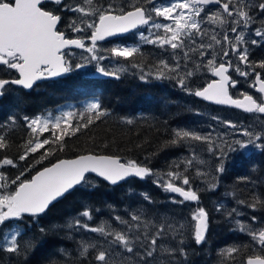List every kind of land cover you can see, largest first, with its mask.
Wrapping results in <instances>:
<instances>
[{
    "label": "snow or ice",
    "instance_id": "6c2138e0",
    "mask_svg": "<svg viewBox=\"0 0 264 264\" xmlns=\"http://www.w3.org/2000/svg\"><path fill=\"white\" fill-rule=\"evenodd\" d=\"M47 0H0V66L6 69L15 70L18 74L15 79L0 78V95L4 94L6 86L9 84L22 86L24 89H31L33 85L42 79L57 77L72 70L70 57L74 55L66 49H81L88 53L81 57L80 63L75 68H84L89 63L95 62V70L102 76L120 79V74L127 70V66L120 63L121 59L129 61L132 68H139L141 79L146 80L148 76L154 75L156 79L175 78L179 86L189 94L202 98L204 101L216 105H225L240 109L245 113H256L264 115V79L260 73H255L254 82L250 85L256 92L262 94L260 98L253 95L241 93V98H233L229 93V88H236L239 81L232 78L230 71L245 79L250 75L246 68L259 67L264 69V60L258 63L249 61V47L262 46L264 40V0H122L119 5L109 3L105 6L100 0H80L76 4L67 0H51L57 6L55 10H48L43 5ZM150 5V7H149ZM208 5H218V10L211 16H207V22L214 24L223 31V35L216 32H209L202 28L201 23L205 17L201 13L205 12ZM253 9H258L261 14L260 26L252 29L250 36L247 30L257 23V18L252 14ZM74 13V17H69L66 27L73 33H85L90 30V34L72 38L65 31L61 30L63 13ZM167 21L163 23L161 21ZM138 28H146L147 34H139L143 43L155 45L167 51L172 50L171 56L175 64H169L166 60H159L154 65L155 73L145 71L133 58L142 56L139 47L118 46L108 49V56L99 54L97 42L108 37L126 34ZM155 30V31H153ZM162 32V34H160ZM154 37V38H152ZM208 37L207 43L203 38ZM255 37V38H251ZM85 38L90 40V46L86 45ZM197 38L200 42L197 43ZM195 47H189V43ZM167 46V48H166ZM187 49V50H186ZM177 50L183 52L181 57ZM199 55V62L194 63V69H188V62L192 60V54ZM205 56L209 58L205 61ZM235 57V59H233ZM115 58L116 65L111 69L103 65L105 59ZM181 60L186 69L181 72ZM240 65H244L241 68ZM206 68L212 77L206 86L192 92L186 88L187 78L194 75L200 68ZM169 74H174L170 76ZM88 113L86 122L73 125L71 120L76 116L73 111H66L62 115L55 116L54 120L49 118L24 117L26 127L34 134V138L26 141L23 153L19 156L20 161H24L30 154L37 153L44 149L49 143L57 144L59 150H63V140L65 135L75 134L81 128H88L95 121L100 120L107 113L102 109L99 101L89 103L86 107ZM219 120V117H212ZM14 124L15 118L10 117ZM132 124V120L126 121ZM226 127L234 130V134L245 139H235L231 143L224 141L229 151L248 149L254 146L264 151V130L256 131L250 128L240 127L230 120L221 121ZM51 126V127H50ZM59 130V135H57ZM51 131L53 139H40L44 132ZM213 131L206 135L197 134L187 129H176L174 137L169 142L171 144L202 142L208 145V151L214 153L215 148H219L217 160L220 161L217 171L224 172V149L213 139ZM224 135H227L226 133ZM223 140V136H219ZM9 144L5 136L0 135V150L7 149ZM52 153V149L42 152L36 163H41ZM195 154H193V159ZM193 159L187 160V165H192ZM203 163V161H199ZM3 166L16 167L13 159L4 157L0 160V168ZM187 169H185L186 171ZM88 173L116 185L129 177L144 179L153 175L152 169L138 164L136 161L128 160L122 163L119 157L98 154H83L75 159H62L37 171L30 179H22L24 171H21L15 179L8 180L7 175L0 173V252L15 254L20 256L32 249L33 244L29 241L19 242L23 235L20 223L25 215L33 218L45 213L49 205L58 198L64 196L77 185L88 183ZM197 175H204L197 171ZM167 179L160 177L156 183L163 187L165 191L177 193L183 199L173 201L183 203L185 201L198 202L199 195L190 187L186 190L178 186L175 181L180 180L182 185H189L187 176L180 172L169 171L165 173ZM10 185H16L14 189L8 191ZM210 189L214 190L216 185L210 184ZM145 200L150 201L148 195H144ZM243 204L244 201H238ZM264 204V200L254 198L248 206L253 210L257 205ZM222 204L216 206L217 211H221ZM236 213L237 209H232L229 215ZM80 216L87 220H92L91 209H85ZM142 212L131 215V224L128 220L117 215L115 220L120 225H125L127 230L115 229L107 221H101L96 226H91L79 219L68 225L69 228H79L88 232L97 233L104 238L103 245L96 243H82L80 256L87 258L90 249H95L94 261L96 264H164L158 260L157 254L174 255L179 251L186 256L183 247L179 249L166 247L158 244L166 236L171 234L172 239L179 237V244L183 245V230L185 224L182 222L171 223L164 218L160 223L143 222ZM191 220L195 222L193 226V239L197 245L205 242L208 230V213L203 207H198L191 214ZM255 223L257 218L252 217ZM143 224V231L140 225ZM239 230L251 236L252 241L260 245L262 254L250 255L246 258L245 264H264V227L253 229L251 226L237 221ZM41 232L45 231L43 228ZM131 233V234H130ZM111 238V239H109ZM240 251L239 247H229L224 249L220 255L228 259H234V254Z\"/></svg>",
    "mask_w": 264,
    "mask_h": 264
},
{
    "label": "trees",
    "instance_id": "16d2710c",
    "mask_svg": "<svg viewBox=\"0 0 264 264\" xmlns=\"http://www.w3.org/2000/svg\"><path fill=\"white\" fill-rule=\"evenodd\" d=\"M67 2L76 4L80 0ZM100 2L105 6L109 3L119 5L122 0ZM43 6L48 10L57 8L54 4L45 3ZM252 14L256 16L257 23L251 27H259L261 14L258 9H253ZM75 15L67 12L62 14L61 30L72 38L82 35L87 37L90 30L87 34L74 35L70 29L64 27L69 22V17ZM98 45L107 47L105 51L108 50L109 43ZM137 47L142 56L134 57L133 60L145 71L154 70V65L164 58L152 45L139 44ZM74 52L78 57L82 50ZM249 53V61L253 63L264 60V53L258 48L249 50ZM121 61L125 65H130L129 61ZM70 62L71 71L60 78L41 81L29 91L13 85L6 86L0 98V135L5 136L9 147L0 150V160L4 157L11 158L17 166H3L0 173L7 175L11 181L24 171L22 179H29L36 171L57 160L93 153L119 157L124 163L128 160L136 161L152 169L153 175L142 181L130 178L114 186L87 176L86 185L75 187L50 205L39 217L24 216L21 222H9L22 225L23 235L19 242L30 240L33 247L20 256L0 252V264H96L93 259L96 250L90 249L88 257L82 258L81 244L96 243L99 247L103 245L104 238L97 233L75 227L69 228L68 225L77 219L91 226L107 221L117 230L122 228L127 230L125 225H120L115 220V217L119 215L131 224H136L137 222L131 221V215L139 212H142L141 219L145 223L149 221L160 223L167 218L171 223L185 224L183 245L179 244V237L173 240L171 234L158 241V244L166 247L177 249L183 247L186 253V256L181 255L179 251L172 256L158 253V260H162L164 264H244L248 256L262 254L260 245L252 241L251 236L239 230L237 221L253 229L264 227V204L257 205L255 210L248 206L254 198L264 200V151L255 147L249 151L241 149L232 151L224 157V172L218 173L212 168V177L206 180L204 175H197V171L203 172L207 166L217 165L219 162L216 158L219 154L217 148L212 153L208 151V145L202 142L175 145L169 143L176 129H187L202 135L214 127L223 128L220 120L212 119L214 116L235 115L236 121L248 124L250 120L248 118L256 114L206 104L193 94H189L171 78L143 81L136 74L139 68L121 73L120 79H114L101 75L96 77L81 68H75L80 60L77 58L75 60L73 56L70 57ZM254 70L259 72L262 69L255 67ZM0 78L11 79L14 75L1 71ZM206 81L195 71L194 75L189 77L186 88L194 92ZM233 89H230V95ZM96 101H99L107 114L88 128H81L75 134H71L70 131L65 135L62 151L57 144L49 143L44 149L30 154L26 160H19L26 141L34 138V134L26 127L24 117L43 116L57 107L71 106L72 111L76 112V116L71 120L72 124H83L88 116L84 103ZM10 117L15 118L14 124ZM127 120H132L133 123L128 124ZM261 130H264V123L258 131ZM39 138L52 140L53 136L49 131L42 133ZM46 149H52V153L41 163H36ZM208 157L210 159H207ZM189 159H193L192 165L185 163ZM205 159L207 161L203 166L199 161ZM169 171L180 172L189 178V185H182L180 180H176L175 183L186 190L190 187L196 191L200 198L198 202L174 203L173 201L182 199L173 197L163 187L158 186L156 181L160 177L167 179L165 173ZM210 184L216 185L214 190L210 189ZM15 187L16 185H10L8 191ZM145 194L150 197V201L144 199ZM241 200L245 203H238ZM218 204L223 205L221 211L216 210ZM198 207H203L207 211L209 225L205 242L200 245L192 238L191 220L192 212ZM234 208L240 215L236 213L229 215ZM85 209H91L92 220L80 216ZM253 216L257 218L255 223L251 220ZM41 228L45 231L41 232ZM139 230L143 231V224ZM229 247L240 248V251L234 254V259L220 255Z\"/></svg>",
    "mask_w": 264,
    "mask_h": 264
},
{
    "label": "rangeland",
    "instance_id": "374dc122",
    "mask_svg": "<svg viewBox=\"0 0 264 264\" xmlns=\"http://www.w3.org/2000/svg\"><path fill=\"white\" fill-rule=\"evenodd\" d=\"M163 2L164 3H167L168 0H163ZM149 7H150V5H149ZM214 7H217V9H209V8H206L205 9V12L201 13V16L202 17H205V19L201 23V27L208 29L210 33L213 32V31L215 32V30H218L216 33H219L221 35V37L223 35V31H228V34L229 35H232L231 32H230V28L228 30H226V29L225 30H222L221 28L216 27L214 24H210V23L207 22V16L213 15L218 10V8H219L218 6H214ZM158 19H161V21H162V18H158ZM162 22L163 23H167V21H162ZM254 28H256V27H251L250 29H248L246 35L247 36H250V33H251L252 29H254ZM153 31H155V30H153ZM141 32H144L145 34H147L146 28H142V29L136 31L132 35V37H130V39H131L130 41H127V42H115V43H111L110 42L109 45H108V49H110L112 47H118V46L133 47V46H138L139 44H141V45L142 44L143 45L146 44V43H143L141 41V39H140L139 34ZM160 34H162V32ZM152 38H154V37H152ZM251 38H255V37H251ZM203 40H204L205 43L209 42L208 41V37H204ZM199 42H200V38H197V43H199ZM188 43H189V47H195L194 44H191L190 42H188ZM263 43H264V40L261 41V45ZM86 45L90 46L89 43H87ZM149 45H151V44H149ZM152 46H154V48H156L158 50L160 56H164V58H162L163 60H166L169 64H175L176 61L172 59V56H171L172 50L170 48H168L167 51H165L164 49H161V48H159V47H157L155 45H152ZM248 47H249V50H253V49H257L258 48V49H260L264 53V45H262V46H251L249 44ZM97 48L99 50V54L104 55L106 57L108 56V51H105L107 49V47H104L103 48L100 45H97ZM166 48H167V46H166ZM177 52H178V54L181 57L183 56V52H181L180 50H177ZM72 53H74L73 58L75 60L77 58V60H80V62H82L81 61V57L88 55V53L83 52V50H82V53H80L78 57H76L77 56V53H75L74 50L72 51ZM208 58H209V56H205L204 60L206 61ZM233 59H235V57H233ZM193 61L199 62V55H198V53L197 54H192V60H190L188 62V69H190V67L194 69V63H193ZM102 63H103V65L105 67H108V68L111 69V66L116 65L117 61H116L115 58H109V59H105ZM120 63L122 65H124V66H127V70L125 72L133 70V68L130 65H125L122 61H120ZM183 64H184V62H183V60H181V66H182L181 67V72L182 73H183V71L186 70V69H184ZM240 66H241V68H244V65H240ZM81 69L84 70V71H86L87 73H90V74L93 73V72H96V70H95V62L89 63V64H87L86 67L81 68ZM249 69H253V68L249 67V68H246L245 70L246 71H249ZM151 72L155 73V69L152 70ZM196 73H198V74H200L202 76V80H207L208 81L210 79V72L206 68L201 67L199 71H196ZM136 74H137V76L139 78L141 77V73H140L139 69L136 72ZM232 74H233L232 75V78L235 79V80H237V81H239V83L237 84L236 88H234L232 90V93H231L232 96L233 97H240L241 96L240 95L241 93H247V94H251V95L254 96V94H252L253 87L250 86L253 83L252 76H248L247 79H245L242 76H238L235 72H232ZM169 75L170 76H173L174 74H169ZM147 78L148 79L143 80V81H147V80H161V79H156L154 75H150ZM188 79L189 78H187L186 83H188ZM171 80L174 81L175 83H177V80L175 78H171ZM206 82H204V83H206ZM255 98H258V97L255 96ZM84 104H85L84 106L87 107V105L89 103H84ZM72 110H73V108H71V106L57 107L51 113H49L47 115L39 116V117L49 118V116H51V118L54 120L55 116L62 115L64 112H66V111H72ZM78 110L81 111V109H78ZM208 115L209 116H213L212 114H208ZM215 117H219V120L220 121L230 120L232 122H235V123L239 124L240 127L250 128V130H256V131H258L260 128H262V123H264V117L258 116V115H253L251 118H248V119H250L248 124L240 123L241 122L240 120L236 121V116L235 115H222L221 114V115L215 116ZM213 129H214L213 139L217 143H220L219 145L221 147H223V149H224V157L227 154H231L232 153V151H229L228 150V146L226 144H224V141L228 140V142L231 143L235 139H245L243 137H239V136L235 135L233 129L226 128L225 126L223 128H220V126L214 127L210 131H213ZM208 132H206V133H204L202 135H206ZM225 133L227 135H224ZM219 136H223V140L219 139ZM233 147H236L237 150L239 149L238 146H236V145H233ZM251 148H254V146H250L248 149H241V150L242 151H249ZM219 151H220V149L217 148V152H219ZM207 159H210V158L208 157ZM207 159H205L203 161V166L206 164ZM219 163H220V161L214 167L207 166L205 168V170H202L203 173H204V176H205V179L206 180H209L212 177V172H213L212 171V168H214L213 170H216V172H218L217 171V167H218ZM218 173H220V172H218ZM166 192L169 193L168 191H166ZM194 224H195V222L193 221V226H194Z\"/></svg>",
    "mask_w": 264,
    "mask_h": 264
},
{
    "label": "water",
    "instance_id": "95a60500",
    "mask_svg": "<svg viewBox=\"0 0 264 264\" xmlns=\"http://www.w3.org/2000/svg\"><path fill=\"white\" fill-rule=\"evenodd\" d=\"M47 2H51V0H47ZM208 6H215V5H208ZM134 31V30H133ZM133 31H130L129 33H132ZM129 33H126V34H120V35H117V36H113V37H108V38H106L105 40H103V41H98L97 42V44H100V43H105V42H108V41H112V40H114V39H117V38H122V37H124V36H126L127 34H129ZM88 42L91 44V42H90V40H88ZM66 50H79V49H75V48H72V49H66ZM65 50V51H66ZM63 75V74H62ZM62 75H60V76H57V77H51V78H48V79H42V80H39V81H37L35 84H37V83H39V82H41V81H44V80H53V79H56V78H59V77H61ZM94 75L95 76H98L99 74L97 73V72H95L94 73ZM16 76H18V74L16 73ZM213 79H215L214 77H213ZM255 79V78H254ZM34 84V85H35ZM207 84V83H206ZM206 84H204L203 86H206ZM12 85V84H11ZM33 85V86H34ZM14 86H16V87H20V88H22V89H24L22 86H19V85H14ZM202 86V87H203ZM201 87V88H202ZM25 91H28L29 89H24ZM262 95V94H261ZM1 96L2 95H0V98H1ZM195 98H197V99H199L200 101H202V102H204V103H207V104H210V105H214V106H220V107H225V108H229V109H235V110H238V111H241V112H243L242 110H240V109H236V108H234V107H230V106H225V105H216V104H214V103H211V102H208V101H204L202 98H199V97H196L195 95H193ZM239 98H241L242 99V97H239ZM259 115H262V114H259ZM86 154H89V153H86ZM81 155H83V154H81ZM78 156H80V155H78ZM78 156H75V157H72V158H66V159H75V158H77ZM60 160H62V159H60ZM59 160H57V161H55V162H53V163H51V164H49V165H47V166H45V167H50V166H52V164H54V163H56V162H58ZM122 163H124V162H122ZM45 167H43V168H45ZM43 168H41V169H39V170H43ZM38 170V171H39ZM37 173V171L34 173V174H32L31 176H30V178L33 176V175H35ZM87 176H92V177H94V178H97V179H99V180H101L102 182H104L105 184H107V185H110V186H114V185H112V184H110L109 182H107V181H105V180H103L102 178H100V177H98V176H96L94 173H88L87 174ZM29 178V179H30ZM130 178H135V179H138V180H144V179H139V178H136V177H129L128 179H130ZM128 179H126V180H128ZM125 181V180H124ZM123 181H121V182H119L118 184H120V183H122ZM118 184H116V185H118ZM77 186H79V185H77ZM76 186V187H77ZM75 188V187H74ZM73 188V189H74ZM72 189V190H73ZM71 191V190H70ZM69 191V192H70ZM68 192V193H69ZM172 196H175V197H178V198H181V199H183L182 197H180L177 193H172V192H169ZM67 193H65L64 194V196L66 195ZM63 197V196H62ZM62 197H60V198H58L56 201H58L59 199H61ZM56 201H53V203H55ZM189 202H192V201H189ZM52 203V204H53ZM52 204H50V205H52ZM49 205V206H50ZM25 216H28V215H25ZM246 261V260H245ZM245 261H244V264H245Z\"/></svg>",
    "mask_w": 264,
    "mask_h": 264
},
{
    "label": "flooded vegetation",
    "instance_id": "af4514ba",
    "mask_svg": "<svg viewBox=\"0 0 264 264\" xmlns=\"http://www.w3.org/2000/svg\"><path fill=\"white\" fill-rule=\"evenodd\" d=\"M46 4H50L49 2H47ZM206 8H209V9H217V7H208V6H206ZM205 8V9H206ZM142 29V28H141ZM140 30V29H139ZM136 31H138V30H136ZM135 31V32H136ZM218 30H215V32H217ZM135 32H133V33H131V34H128V35H126L125 37H122V38H119V39H115V40H113L111 43H115V42H127V41H130L131 39H130V37H132V35L135 33ZM74 35H75V33H74ZM1 71H3V72H10L12 75H14V78H11V79H15L17 76H16V72H15V70H10V69H6L4 66H0V72ZM249 73H250V75L249 76H252V78L254 79L255 78V73H260L261 74V78L262 79H264V69H262L261 71H257V70H253V69H249V71H248ZM231 76L233 75L232 74V71H230V73H229ZM212 78H211V76H210V79L208 80V81H210ZM252 79V80H253ZM207 81V82H208ZM252 94H254V98H255V96L256 97H258V98H260L261 97V94L260 93H258V92H256L255 91V89L253 88V92H252ZM264 117V116H263Z\"/></svg>",
    "mask_w": 264,
    "mask_h": 264
}]
</instances>
